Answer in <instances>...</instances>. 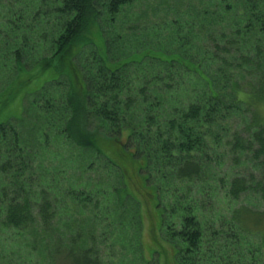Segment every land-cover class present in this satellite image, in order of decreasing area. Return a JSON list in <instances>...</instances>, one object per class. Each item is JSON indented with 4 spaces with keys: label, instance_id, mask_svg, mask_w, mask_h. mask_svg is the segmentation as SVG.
<instances>
[{
    "label": "trees",
    "instance_id": "16d2710c",
    "mask_svg": "<svg viewBox=\"0 0 264 264\" xmlns=\"http://www.w3.org/2000/svg\"><path fill=\"white\" fill-rule=\"evenodd\" d=\"M137 1L0 0V112L22 96L0 121V264H108L97 226L107 201L128 213L129 186L159 209L173 264H264V208L242 202L264 206V0H198L151 26L173 49L124 52ZM63 147L108 178L59 184L35 151Z\"/></svg>",
    "mask_w": 264,
    "mask_h": 264
},
{
    "label": "rangeland",
    "instance_id": "374dc122",
    "mask_svg": "<svg viewBox=\"0 0 264 264\" xmlns=\"http://www.w3.org/2000/svg\"><path fill=\"white\" fill-rule=\"evenodd\" d=\"M198 0H139L128 8L127 14L123 16V28L126 30L127 37L121 40H117L116 44L125 52H129L130 47L138 46L143 47H156L164 50L171 49L172 43L169 39V31L166 27L161 28L159 33H154L151 26L157 24H165L166 20L176 18V14H184L190 5H198ZM200 7V4H199ZM117 32V29L115 28ZM174 48V47H173ZM172 48V49H173ZM121 54V53H120ZM51 76L52 74L47 73ZM184 81H188L183 77ZM41 77L32 81L29 85V90L41 83ZM21 99L22 96H16L9 105L0 112V121L10 120L18 118L21 115ZM34 139L30 136L29 142ZM37 144V142L34 140ZM61 144V142H60ZM59 144V145H60ZM52 142L50 147H54ZM52 150H54L52 148ZM71 148H65L61 150L63 156H53L51 154H43L41 150L35 151V158H39L43 162L44 167H51V171L54 172L57 168H62V173H57V179L59 184L73 183L75 184L78 179L83 182V186L88 188L87 183L96 184L98 180H101V176L104 175V169L99 166L98 163L93 165L89 164V155L84 151L73 152L72 159L70 158ZM78 165L86 167L87 169L82 171L78 169ZM90 165V168L87 166ZM46 168V169H47ZM77 170V171H75ZM42 173L45 171L42 169ZM103 178L107 179V176ZM111 183L114 184V179H111ZM114 182V183H113ZM108 181L106 182V184ZM130 187V186H129ZM128 187V192L136 198L137 203L132 198L127 197L124 206L128 207V213L121 210L119 211L114 207L112 200L107 201L109 207V213L112 215L113 221L106 228V233L101 228L104 224L97 226V232L101 239H105V248L109 250L110 255L107 258L108 264H145L143 259L151 261L153 264H173L174 248L173 246L161 237L160 232V218L159 209L155 207L149 199L147 201L140 196L142 192ZM137 194V195H136ZM113 198V197H112ZM149 200V201H148ZM244 203L248 204L252 210L262 211L264 206L257 200L256 196L243 198ZM153 204V205H152ZM85 217L89 220L92 214L89 211H84ZM141 224L139 223V217ZM76 213L64 216L76 219ZM131 217V218H130ZM81 218V217H80ZM131 219V221H130ZM108 222L110 219H107ZM106 222V223H108ZM122 223V224H121ZM142 237V246L137 245V238ZM103 246V245H102ZM112 253V254H111ZM156 258L158 261H156ZM150 262V264H151Z\"/></svg>",
    "mask_w": 264,
    "mask_h": 264
}]
</instances>
